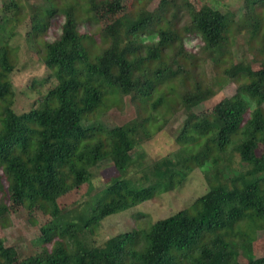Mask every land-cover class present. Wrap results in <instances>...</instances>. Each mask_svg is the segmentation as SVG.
<instances>
[{
  "label": "trees",
  "instance_id": "1",
  "mask_svg": "<svg viewBox=\"0 0 264 264\" xmlns=\"http://www.w3.org/2000/svg\"><path fill=\"white\" fill-rule=\"evenodd\" d=\"M152 1L137 0L134 11L99 29V43L82 22L81 14L89 19V0L28 5L32 43L58 14L62 22L36 51L52 79L40 91L33 80L27 93L35 96L21 113L9 81L14 63L0 43V219L12 195L50 218L36 242L41 251L19 264H264V0H243L238 20L208 2L195 9L187 0H157L150 8ZM15 4L8 0L0 9V41L8 35L4 11ZM241 32L257 41L253 61L261 68L242 63L225 70L237 80L235 92L217 103L212 117L199 119L193 109L203 100L201 85L187 81L188 60L177 47L195 35L204 51L224 56ZM181 84L187 89L179 93ZM126 100L146 115L141 130L104 121ZM179 104L185 124L175 141L186 156L178 160L182 173L171 162L163 168L136 155L139 134L146 141L163 131L166 114ZM104 161L116 174L88 203L90 170ZM195 168L208 189L190 207L95 244L104 220L172 191ZM84 184L85 198L60 206L61 197ZM258 239L262 258L241 263L237 251ZM15 257L0 239V264H14Z\"/></svg>",
  "mask_w": 264,
  "mask_h": 264
},
{
  "label": "rangeland",
  "instance_id": "2",
  "mask_svg": "<svg viewBox=\"0 0 264 264\" xmlns=\"http://www.w3.org/2000/svg\"><path fill=\"white\" fill-rule=\"evenodd\" d=\"M16 2L12 7H6L5 16L8 20L6 33L2 41L6 46L14 63V71L9 76L12 89L15 92L14 109L21 113L28 110L35 95H29L27 90L31 87L33 80L36 83L33 90H43L46 81L51 78L45 70L43 63L36 53L41 45V39L50 37L52 32L57 31L62 22V16L51 20L47 30L34 43L28 37L33 18L28 9V5L41 7L44 0H13ZM137 0H89L85 6L88 11L89 19L82 16V22L92 38L98 42L99 29L106 27L115 19L124 14L134 11L138 4ZM195 9L200 8L204 2H208L220 11L227 14L230 18H238L242 14L243 0H187ZM8 0H0V9ZM150 8L157 4V0L152 1ZM148 7V8H149ZM178 26V25H177ZM93 39V40H94ZM237 44L229 54L224 56L216 53L204 51L202 40L193 35L185 41L182 47H177L179 57L184 55L188 60L184 62V75L190 85L199 83L201 85L202 102L193 109L199 119L210 118L214 114L217 103L224 98L230 97L236 90L237 80L231 74L226 73L232 66L242 63L248 64L252 71H258L261 64L253 61L259 56L257 53V41H248L243 32L236 39ZM98 45V44H97ZM89 46V45H88ZM177 46V45H176ZM91 52H96V45L89 46ZM176 50V47H175ZM233 69L231 70V73ZM52 79V78H51ZM53 81V80H52ZM51 81V82H52ZM208 89L211 90L209 92ZM187 87L181 84L178 92L182 93ZM264 110V105H263ZM181 105L176 106L172 114H166L169 120L168 125L163 131L153 134L149 140L144 141L141 133L139 139L141 147L136 155L145 158L147 161H157L163 168L168 162L174 164V168L181 173L184 171L178 160L186 156L181 153L179 145L175 139L182 131L185 119ZM146 115L136 111V108L125 101L120 109H112L104 116V121L109 125L132 124L138 130L144 127ZM261 152V148L258 151ZM181 156V157H180ZM239 157H234V166L238 167ZM94 190L87 198L88 203H92L97 194L104 188L107 179L116 174L115 168L110 161H104L94 166L90 170ZM88 189L87 184L71 191L59 199L62 207H72L76 201L85 198ZM208 189L206 180L198 168L189 174L182 185L172 191L154 196L151 200L143 203L135 209L112 215L104 220L95 234V244L102 245L112 236L124 234L135 228L139 223H151L159 219L166 218L171 214L190 207L193 202L202 196ZM6 216L0 219V239L4 246L11 247L16 251L14 264H19L29 256L41 251V246L37 240L41 235L40 228L46 224L50 218L45 216L40 208L27 210L15 197L10 196L6 205ZM261 237V236H260ZM239 261L246 263L257 260L263 256V241L258 239L247 243L241 250L237 251Z\"/></svg>",
  "mask_w": 264,
  "mask_h": 264
}]
</instances>
